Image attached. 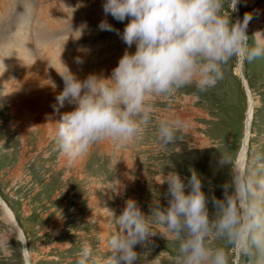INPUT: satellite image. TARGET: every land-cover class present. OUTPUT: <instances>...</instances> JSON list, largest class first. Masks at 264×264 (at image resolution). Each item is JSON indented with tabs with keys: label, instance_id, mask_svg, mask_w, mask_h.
I'll return each mask as SVG.
<instances>
[{
	"label": "rangeland",
	"instance_id": "obj_1",
	"mask_svg": "<svg viewBox=\"0 0 264 264\" xmlns=\"http://www.w3.org/2000/svg\"><path fill=\"white\" fill-rule=\"evenodd\" d=\"M104 2L0 0V197L24 237L0 206V264H76L83 243L96 248L99 237L117 227L116 214L128 199L146 214L156 199L166 207L164 177L172 171L185 178L197 170L205 191L222 198L230 170L219 166L216 148L239 160L251 111L248 142L255 137L264 149V60H259L234 63L224 81L206 93L186 88L159 104L160 116L190 122L182 142L161 148L150 128L133 144L99 143L75 164L61 157L52 139L54 123L73 107L65 103L55 110L64 88L62 64L79 78L107 77L127 48L122 35L128 21L105 17ZM237 7L233 20L253 16L250 36L264 32V0H239ZM103 19L119 34L100 31ZM135 50L133 45L130 51ZM21 93V101L13 98ZM177 248L178 242L157 233L136 245L140 256L134 264H172Z\"/></svg>",
	"mask_w": 264,
	"mask_h": 264
},
{
	"label": "clouds",
	"instance_id": "obj_2",
	"mask_svg": "<svg viewBox=\"0 0 264 264\" xmlns=\"http://www.w3.org/2000/svg\"><path fill=\"white\" fill-rule=\"evenodd\" d=\"M239 0H105V17L128 21L122 40L127 48L110 76L90 73L79 78L62 64L58 71L63 91L59 111L72 105L56 121L52 139L60 156L75 164L99 143L119 146L141 141L155 129L161 148L185 140L189 121L160 116L159 104L186 88L206 93L224 81L234 63L264 60V32L251 36L253 16L233 20ZM100 31L117 32L107 19ZM135 52H131L132 46ZM77 62H81L77 60ZM253 137L243 159L219 152L218 164L229 166L230 179L218 198L205 191L202 175L191 169L182 178L172 171L164 177L168 204L159 199L146 214L128 199L116 225L99 237L96 248L85 242L76 264H134L157 233L178 242L172 264H264V149ZM211 204L214 211H210Z\"/></svg>",
	"mask_w": 264,
	"mask_h": 264
},
{
	"label": "water",
	"instance_id": "obj_3",
	"mask_svg": "<svg viewBox=\"0 0 264 264\" xmlns=\"http://www.w3.org/2000/svg\"><path fill=\"white\" fill-rule=\"evenodd\" d=\"M244 85H245V89H246L247 93L250 92V90H249V88L247 86V82L245 81V79H244ZM252 114H253V111H251V116H252ZM250 125H251V122H250ZM0 206H1L2 210H3L4 217L13 225V228H14L17 236L22 239V237H23L22 231L19 228V226H18V224H17V222H16V220L14 218L13 213L11 212V210L8 208L6 203L1 198H0ZM26 253L27 252L25 250V254ZM237 264H239V259L238 258H237Z\"/></svg>",
	"mask_w": 264,
	"mask_h": 264
},
{
	"label": "bare ground",
	"instance_id": "obj_4",
	"mask_svg": "<svg viewBox=\"0 0 264 264\" xmlns=\"http://www.w3.org/2000/svg\"><path fill=\"white\" fill-rule=\"evenodd\" d=\"M62 60V59H61ZM64 62V60H62V63ZM28 75H24L23 76V79H24V77H27ZM34 96V95H33ZM23 97V95H22V93H21V96L20 97H13L15 100H18L19 99V101H21V98ZM252 99V98H251ZM251 104L253 105V102H252V100H251ZM252 109V108H251ZM251 120V115H249V118H248V121H247V133H246V138H245V143H244V147H243V150H242V152H241V154H240V158H239V160L240 159H243L244 158V156H245V154H246V151H247V142H248V132H249V128H250V121ZM249 127V128H248ZM1 198V197H0ZM2 199V198H1ZM22 239L24 240V237H22ZM28 254V253H27Z\"/></svg>",
	"mask_w": 264,
	"mask_h": 264
}]
</instances>
